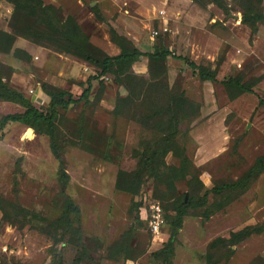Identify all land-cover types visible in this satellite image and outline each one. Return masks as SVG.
<instances>
[{"label": "rangeland", "instance_id": "rangeland-1", "mask_svg": "<svg viewBox=\"0 0 264 264\" xmlns=\"http://www.w3.org/2000/svg\"><path fill=\"white\" fill-rule=\"evenodd\" d=\"M41 1L54 6L48 14L57 25L73 19L99 57L121 48L171 54L163 61L142 56L123 75L100 76L61 41L55 50L17 36L0 51L1 81L41 109L50 103L45 90L78 100L57 110L58 154L32 128L0 129V264H76L81 247L79 264H164L152 255L167 242L180 203L186 211L171 264H264V230L253 232L264 225V170L243 190H213L237 182L264 156V21H242L264 14V0ZM13 13L0 0V46L3 33L13 35ZM19 13L15 24L31 28ZM174 57L214 71L216 82ZM229 79L251 92L230 88ZM88 84L87 100H79ZM180 93L186 108L177 151L156 160L135 196L117 188L152 151L163 110ZM22 110L0 99V119ZM65 197L79 209L78 219L64 221L77 232L59 222ZM150 207L163 216L156 233L147 225ZM246 228L251 233L233 245L231 236Z\"/></svg>", "mask_w": 264, "mask_h": 264}, {"label": "trees", "instance_id": "trees-1", "mask_svg": "<svg viewBox=\"0 0 264 264\" xmlns=\"http://www.w3.org/2000/svg\"><path fill=\"white\" fill-rule=\"evenodd\" d=\"M14 7V13L12 15L11 29L13 35L3 33L2 38H5V47L0 46V51H8L17 36L25 37L33 40L35 43L49 45L57 50L58 43H63L62 50L85 62H88L99 69V75L104 76L108 73H115L117 75H123L126 73L134 62L140 57L145 56L154 61H163L170 52L166 50L155 51L153 53L143 54L136 49L121 48L119 54L115 56H102L99 57L97 50L92 47L84 36L78 25L71 18H67L66 22L61 25L54 23L53 16L48 13L55 11L52 4L44 5L41 0H6ZM215 4L220 5L219 0H212ZM33 3V4H32ZM35 3V4H34ZM27 17L30 18L29 23L25 22L22 26H17L15 21L19 19L22 11ZM244 23L254 25L258 21H264V14H254L251 16H244L242 18ZM60 26V28L56 27ZM66 26V27H65ZM45 29H48L45 32ZM66 30V32L62 31ZM1 43V42H0ZM184 61L190 68L197 70V74L202 81L216 82V73L212 70H207L201 66H196L192 61L186 58L174 57ZM89 82V81H88ZM237 92H251V90L244 84H241L237 79H229L224 83ZM90 92V84L83 90L79 100H87ZM45 93L50 98V103L47 109L43 110L29 99L23 96V94L7 87L0 78V99L8 102L18 104L22 107V111L14 114H7L0 119V129L4 128L8 123H19L26 127L32 128L37 133H43L48 136L51 142V150L55 154L57 153V146L55 144L54 136V121L57 116L58 108L67 109L71 104H75L78 100L74 99L72 95L66 93L63 90H45ZM170 103L164 108L163 112L166 114L167 119L164 125L162 133L159 135L158 140L153 145L151 152L145 153L144 157L140 160L138 168L135 172L130 174L128 182L121 187L120 180L116 183V187L127 191L132 196H135L139 185L140 179L144 174L154 176L156 160L164 157L169 152H176L177 147L175 145V138L178 133V125L181 117L185 116L183 111L186 108V101L184 96L180 93L171 97ZM261 104H264V100H259ZM160 114L158 113L157 116ZM156 116V117H157ZM187 160L186 157H183ZM264 170V156L258 158L255 164L250 170L237 182L230 185H224L220 189L214 188L215 192H220L221 189L231 190H243L247 187L248 183L258 176ZM148 172V173H147ZM152 174V175H151ZM65 176V175H64ZM121 176V175H120ZM136 207L139 204H135ZM185 204L180 203L175 207V216L173 219V229L167 240L161 249L153 253L155 259L161 260L164 264H171V259L174 253V244L177 239V235L182 225V218L185 215ZM1 210V204H0ZM73 215L75 219L79 217V209L73 204L69 197H65L64 203V215L59 222L64 223L68 231L77 232L79 229H72L67 221L69 216ZM163 217V216H162ZM77 222V221H76ZM264 230V225L257 226L253 232L261 233ZM70 233V232H68ZM251 233L249 228L239 231L231 236L232 244L235 245L241 242L246 236ZM72 234V233H70ZM78 234V233H76ZM73 235V234H72ZM85 249L80 248V255L75 258L76 264H79L83 258H85Z\"/></svg>", "mask_w": 264, "mask_h": 264}, {"label": "built area", "instance_id": "built-area-1", "mask_svg": "<svg viewBox=\"0 0 264 264\" xmlns=\"http://www.w3.org/2000/svg\"><path fill=\"white\" fill-rule=\"evenodd\" d=\"M32 91H30L31 93ZM149 211L151 212V217L148 218V228L152 233L158 232V230L161 228V225L163 223L162 217H161V212L159 211L158 207H150ZM160 213V214H159Z\"/></svg>", "mask_w": 264, "mask_h": 264}, {"label": "water", "instance_id": "water-1", "mask_svg": "<svg viewBox=\"0 0 264 264\" xmlns=\"http://www.w3.org/2000/svg\"><path fill=\"white\" fill-rule=\"evenodd\" d=\"M234 18H236V17L234 16Z\"/></svg>", "mask_w": 264, "mask_h": 264}]
</instances>
